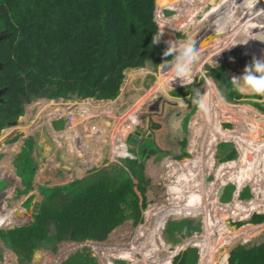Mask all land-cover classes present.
Instances as JSON below:
<instances>
[{"label":"trees","instance_id":"16d2710c","mask_svg":"<svg viewBox=\"0 0 264 264\" xmlns=\"http://www.w3.org/2000/svg\"><path fill=\"white\" fill-rule=\"evenodd\" d=\"M158 1L160 6L167 5L170 8H177V11L171 16L173 20L171 26L176 30L181 28L182 21L180 1H182L181 8L184 17V27L186 28L189 27L190 23L197 24L196 20L202 15L204 7L207 6L204 5L206 1L213 5L206 13L207 15L198 22V27H196L195 31H188V35L192 32L191 40L199 36H210V43L206 48L204 50H202L203 48L198 49L201 57L207 56L209 59H214L212 61H217L216 59L220 56L218 52L226 48L227 43L229 46L238 44L240 42L237 41L239 38L245 39L243 37H246L251 42L264 41V29L259 28L258 22L253 27V24H249L246 28L245 26L243 27L245 30L241 29V23L245 20V16L240 15L239 18L241 20H238L236 25L233 24L234 26L232 25L228 28L231 32L226 41L223 35L218 32L217 14L215 20V14L211 13L217 10L216 6L218 4L216 0H197L198 3L203 4L201 8L196 5L197 11L192 0ZM221 1L226 2V0ZM242 1L230 0L231 3L236 4L234 11L238 9ZM246 2L248 5L243 11L252 8L258 17H255V20L261 18L264 25V0H259L258 4L252 3V0H246ZM189 3L192 5L191 8ZM156 11V0H0V33L5 30L8 34V37L0 41V62L3 63V70L0 71V76L2 79H9V83L13 87L11 88L13 93L24 90L21 87L22 82L26 78L30 89L36 93L48 84L54 85L55 88L49 94L52 98H70L71 94L75 93H78L83 98H114L119 94L125 77L124 72H126L128 82L136 78H143L149 72H153V70L138 67L145 66L147 61H152L157 66L163 59L162 53L166 50L165 43L160 41L158 45L151 46L153 35L159 31V24L155 17ZM186 12L190 15H187ZM240 13L238 12V14ZM235 17L237 18V15ZM161 27L163 30L165 24H162ZM211 29L212 31H210ZM199 40L202 42L204 39L200 38ZM168 41L177 46V40L167 38ZM206 43H208V40ZM202 45V47H205L204 43ZM198 47H201V44ZM245 48H247L246 44ZM245 48L239 51L249 52V49ZM259 57L264 58L263 56ZM168 59H171V57ZM216 65H213L214 67L207 66L209 74L220 82V86L224 84L228 87L230 100L238 101L241 99L242 96L234 90L230 81L231 78L227 74L224 65ZM235 73V70L230 71L231 76L236 75ZM160 76L162 82H165L164 79L169 82L173 77V72L168 73L167 68H164ZM206 85L207 90L203 97L206 110L199 109L198 113L193 116L191 125L197 128H199V125L206 127L209 119L213 122L212 126H215L214 132L209 137L210 140L206 151L207 164L213 170V156L217 141L234 138V143H238V148L242 151L245 148L242 140L250 142V134L255 130L252 129L254 126L250 125L248 130H252L251 133L248 136L244 133L245 136L243 137L238 130L239 124H237V130L236 128L221 127L222 123L219 122L223 121L224 113L229 110L228 108H238V106L229 104L222 98L217 100V97H214L215 90L212 84L209 82ZM162 87L164 88L162 89ZM165 87L169 88L170 86L164 83L153 85L151 89L144 87V92L135 94L131 107L136 110L148 99L153 98L157 91L166 90ZM123 90L124 92L128 91L127 85L123 87ZM178 90L174 95L184 97L194 91V84H187L185 87H179ZM80 101H82V106L91 104L92 107L105 108L104 113H115L113 111V102H108L109 104L106 102L93 103L91 100L78 99L76 103L80 104ZM217 101H220L219 106L216 104ZM12 102L18 108L19 102L16 100ZM184 104L185 101L183 104L179 103V101L177 103V105ZM252 104L264 110L259 102ZM166 105L167 101L165 99H159L143 105V112L150 114L151 125L148 129L152 138L147 141V145L150 147L144 149V154L147 156L138 160V164L136 161L127 163L130 172L135 175L136 182L124 168L123 171L121 168L120 173L114 174L108 173L106 170L99 171L94 174L92 181L87 178L80 185L74 182L72 198L66 204H63L62 207L59 206L61 208L43 205L35 215V221L28 225L20 224L23 221L19 222L18 217L24 215L22 214V209L18 210L17 208L4 205L2 210L9 207V213H15L7 216L8 218H5L3 223L0 224V227L2 225L4 227H13L6 230L0 229V237L13 247L18 255L20 264H29L35 250L39 246L43 244L50 246V243L60 241L64 236L70 235L73 241L78 242L86 239L106 240L110 232L125 220L133 219L135 224H137L141 220L142 209L151 198V194H149L152 183V177L149 175L151 164L148 161L150 158L167 163L169 168L177 164L185 168L180 169L183 173L181 179L186 181V183L191 182V184L186 185L185 188H183L182 182L169 184V192H173L176 195L160 219L159 212L158 217H154V213L151 210L146 212L147 222L137 229V240L143 244L144 247L142 249L147 255H140L142 259H137L136 254H131V257L129 255L126 256L132 264H143V261L146 264H186L185 258L183 260L182 257L180 260L175 259L181 256L187 245L201 246L202 254H200L201 258L198 259V262L201 260L200 264H212L215 260L216 264H220L225 254V251L220 252V250L229 244L231 247L225 254L221 264H264V213L258 212H254L251 218L245 221L234 220L229 217L220 218L217 230H199L200 233L196 232L193 237L187 238L184 244L174 247L173 260L169 256H165V258L161 256L162 254L168 255V252L164 254L162 248L164 222L170 215L175 213L182 215V212H186L181 208L182 206L187 205L190 209H193L190 212L194 216H201L204 219L209 211L210 218L214 217L216 220L221 214L225 213H231L235 216L241 215V217L246 218L254 209L264 211V176L249 172L246 174L240 173L246 172V169L254 170L256 166L254 161L248 160L250 151H242L237 158V166L235 167H242L243 169H238L239 171L237 170L236 173L232 174L230 179L235 181L234 184L237 190L241 188L240 183L244 181L250 183L246 186H244L246 183H243L242 186L249 187L251 193L256 197L250 199L246 205L244 204L246 208L240 212L237 211V209H240L237 202V193L235 198H233V191L230 199L225 201L226 203H220L218 201L219 195L216 194L222 183L226 181L224 175L226 173L225 167L227 166V164L220 163L219 167L214 169L217 172L218 182H215L209 191L212 206L210 205L207 209L206 206L203 208L201 200L205 185L203 187L200 174L199 177L191 171V168L186 167L190 161L180 163L170 158V147L164 140L166 121L163 118L167 111ZM239 107L235 109V113L239 117L244 114V109L249 108L252 111H256L255 108L250 106L246 108L243 106ZM184 108L188 109V105L184 106ZM125 111H120V113ZM12 113L10 109L5 108L4 104H0V129L8 124ZM120 118L123 119L122 116ZM234 120L238 121V119ZM173 123L175 126L178 124L177 120L172 121ZM137 125L140 131L146 129V124L142 122L141 118L137 119ZM15 129L5 130L4 134L8 135ZM185 143L186 140L180 141L182 145H185ZM260 143L261 145L257 150H259V154H262L261 162H264V141ZM2 150L6 151L5 145H3ZM193 152L195 153V149H193ZM253 154L256 157V161H258L256 154L254 152ZM184 170H186L185 173L183 172ZM261 171V174H264V168ZM137 185H139L138 188ZM190 185L191 189H189ZM138 191H140L141 195H139ZM190 200H193V202L189 203ZM196 204L199 207L194 209ZM3 213L4 211L1 212L0 216ZM52 220L56 221L58 232L53 239L47 235L48 224ZM248 225L258 228L243 237L238 243L233 244L232 242L241 237L242 230ZM216 241V246H214ZM52 248L54 251L57 250V247ZM133 252L137 251L133 249ZM118 253L124 254V252ZM71 256L65 260V264ZM153 256L157 258L156 261H153ZM10 260L17 264L15 256L11 255ZM105 264H110V259Z\"/></svg>","mask_w":264,"mask_h":264},{"label":"rangeland","instance_id":"374dc122","mask_svg":"<svg viewBox=\"0 0 264 264\" xmlns=\"http://www.w3.org/2000/svg\"><path fill=\"white\" fill-rule=\"evenodd\" d=\"M193 1V0H192ZM217 1V10L213 11L211 13L215 14V20H216V14L218 17V20H216L219 24V30L218 32L220 34L223 35V38L227 41V37L229 35V33L231 31L228 30V28H230L233 24L236 25V22L238 20H241L239 18L240 16H245V20L242 21L241 23V29H243V27L245 26V28L249 25V24H253L252 27L254 25H257L259 23V28H263L264 29V25H263V21L262 19H258L255 20V17H257L256 12H254V10L252 8H248L247 10L243 11V9L245 7H247L248 3L246 2V0H243L242 3L238 6V9L236 11H234V6L236 4H233L230 2V0H226V2H222L221 0H216ZM157 2V11L156 13L159 11V9H162L164 6H160V3L158 0H156ZM182 1H180V12H181V17H182V21H181V28L180 29H175L172 30L173 27L172 22H168L167 23V31L164 32L165 34V38L167 41L168 39H175L177 40V46H183L186 42H192L195 44L196 48H203L202 50H204V48H206V46L210 43H205V42H201V47L197 46V42L199 41L200 38H205L202 36H199L193 40H191V33L190 35H188V31H195L196 27H198V22L204 18L205 15H207L206 13L211 9L210 7L213 6L212 4H209L207 1L205 2L207 5L206 7H204V11L202 13L201 16H199V18L196 20L197 24H193L190 23L189 27L186 28L184 27V17L182 14ZM195 2L197 3L196 5L201 8V6L203 4L198 3L197 0H195ZM187 3V2H186ZM190 5V3H189ZM188 5V8H189ZM195 5V6H196ZM167 6V5H166ZM197 6H196V11H197ZM190 9V8H189ZM192 10V9H191ZM242 10V11H241ZM238 12H241L240 14H238ZM187 15H190L188 12H186ZM166 15L168 16H172L173 15V11L171 10H166ZM235 15H237V18L235 17ZM259 15V13H258ZM156 17V15H155ZM232 17V19H231ZM231 19V20H229ZM255 20V21H254ZM258 22V23H257ZM248 23V24H247ZM233 25V26H234ZM245 30V29H243ZM212 31V29L210 30ZM240 31V29H239ZM159 32V31H158ZM164 35H162L163 37ZM209 36V35H208ZM210 37V36H209ZM245 39H241L239 38L237 41H240L238 44L229 46L227 43L226 48H224L223 50H220L218 53L220 56H218V59H216L217 61H212L214 59H209V57L207 56H203L201 57V55H199V60L196 62V64L194 65V79L192 82H190L189 84H194V88L197 87L196 89L199 90V92L201 94H203V97L206 94V90H207V85L206 83H211L214 90H215V98L217 97V100H220V98H222L224 101H226L227 103L231 104V102H236V105L238 106V108H240L239 106H243V107H252V108H256L255 105L251 104L254 103L253 100H247V99H243L245 97H242L240 100L238 101H232L229 99L228 94L230 92V90L228 89V87L224 84H221L220 86V82L217 81L216 78L212 77L209 74L208 71V67L207 66H211L214 67L213 65H224L227 74L230 76V78H232L233 76H231L230 71L231 70H235L236 71V76L241 75L243 73V69L244 67L249 64L252 61V58L255 56L257 58H262L259 56H263L264 57V41H258V42H251L248 40V38L243 37ZM162 40V39H161ZM164 41V40H163ZM246 42V43H245ZM166 43V42H165ZM204 43L205 47H202ZM230 43V42H229ZM233 43V42H231ZM245 44L247 45V48H245ZM165 48H167V43L165 44ZM200 46V45H199ZM245 48V49H249V52H240L239 50ZM203 53V52H202ZM248 54V55H246ZM172 59V58H171ZM171 59H169V62L171 61ZM152 62V61H151ZM213 62V63H212ZM163 63V59L158 63L157 65V71L156 74H158V76L160 77V80H162L160 74L162 71H164V66H162L161 64ZM216 65V66H217ZM215 66V67H216ZM142 68L147 69L148 67L145 65ZM168 73L172 72V70L170 68H167ZM242 71V72H241ZM201 73H205L206 75L203 76V78H201ZM125 75V80L123 79L124 82H122L123 87L125 85H127V88L129 89V91L127 92L126 98H127V102L124 104V107L121 110H127L125 112H117V113H113V112H106L109 114H102L100 116V118L103 121H108L111 120V123L108 124L107 127V134L108 136H111L115 141L117 139V136L119 137L120 134H118V131L121 132L122 136L125 137L127 135V133L132 132L133 129H135V125L137 126L136 129L138 128L137 125V119L141 118L142 122H144L146 124V129H142L141 130V134L139 138V141H137L136 147L135 149H131L129 147H134V145L132 143H129L131 139V136L128 139V142L125 143L124 148H122V155L123 157H125L127 163H134L136 161V163L138 164L139 161L142 158H145L147 155L144 154V149H148L150 146L147 145V141L149 139H151L152 137L149 135V129L148 127L151 125V121H150V114L148 112H143V105L148 103V102H152V101H156L159 99H165L167 101V105H166V114L165 117L163 119H165V128H164V140L166 142V144L170 147V152L169 155L171 159H174L180 163H185L190 161L189 165H187V168H191V171H193L194 173H196V175L201 176L202 181L201 183L203 184V187L205 185L204 191L202 193V200H201V205L206 206V209L211 205L212 206V199H211V195H209V191L212 189V187L214 186L215 182H218L217 180V172L214 171V169H217V167H219V164H227V166L225 167V175H224V179H226L225 182L222 183V185L219 187L217 194L219 195L218 201H220V203L224 204L225 201L230 199L231 196V192L233 191V198H235V195L237 193L240 194L239 196H237L238 198V206L240 207V209H237L238 212H240L241 210H244L246 208V204L249 202V200L251 199V197L253 196V194H251V191L249 190V187H243V183H246L245 181L243 183H240L241 188L240 189H236L235 188V184H234V180H231V175L236 173L238 169L242 170V167L236 168L235 165L237 164V158L241 155L242 151H250L248 158H253L254 154L253 152H256V143L260 142V141H264V110L262 109H256V111H252L249 108L244 109V114L241 115V117L237 116L235 113V109L238 108H234V107H229L228 111L226 113H224V118L222 119L223 121H220L219 123H222L221 127L224 128H228V129H234L236 128L237 130V124H239L240 126L238 127V130L241 132L240 134L244 137L246 133L247 136L249 133H251V131H249L248 128L250 125L254 126L252 129L255 130L253 133H251L250 137V142H245L242 140V144L243 146H245L244 149H242V151L238 148V143H234V138L233 139H225V140H221V141H217L216 145H215V152H214V161H213V170L210 168V166L207 164V160L208 157L206 156V151H207V146L209 143V137H211L212 132H214V127L212 126V121H210L208 119V124L205 127L204 125L200 126L199 128L194 127L193 125H191V121L193 119V116L195 114L198 113L199 108L194 105L192 103V97H194L196 95V92L192 91L190 94H187L186 96H184L182 99L185 101L184 106L188 105V109L184 108L186 111L189 112V118L185 119V122H183V126L185 129L184 134L181 135V139L182 140H186L185 145L180 144L181 147H177L174 148L172 146H175L173 144H175V142L170 141V139L173 137L175 139L178 138V134H179V130L178 128H174L171 129V122L173 120V118H175V115L172 114V112L170 113V109H173L174 107H178L179 109H182V106H177L178 100L176 99V97H182V96H176L174 95V93H177L179 90V84L177 83H173V87L170 84V81L167 82L166 79L165 83L169 84V88H166V90H162V91H157V94L153 96V98L147 100L146 102H144L142 105H140L136 110H134L131 107L132 104V100L135 98V94L136 93H142L144 92L143 89L145 88H150L153 86L154 83L158 82L157 80V76H152L151 72L146 74L143 78H136L133 79L132 81H127V76H126V72H124ZM158 77V78H159ZM121 84V86H122ZM49 85V84H48ZM131 88V89H130ZM164 87H162L163 89ZM174 88V89H173ZM51 92V91H50ZM122 93L124 94V90L122 91ZM122 93L119 94V96L115 97V100L113 101V106L117 105V103H119L118 99L122 96ZM168 95H167V94ZM257 102H259L261 104V107L264 108V97H258V99L256 98ZM169 102V103H168ZM105 103V102H102ZM112 103V102H111ZM180 103V102H179ZM187 103V105H186ZM220 101H217V105L219 106ZM109 104V103H107ZM115 104V105H114ZM234 105V104H232ZM91 104L87 105L86 107H90ZM58 110H60L58 108ZM142 112V113H141ZM174 113V112H173ZM80 115V114H79ZM78 115V116H79ZM115 116V117H112ZM123 117V119H119V117ZM259 118H261V120H259ZM82 118L79 117L78 120H81ZM135 119V121H134ZM234 119H238V121H235ZM22 120L27 121L26 119H21L20 122H22ZM250 120V121H249ZM261 121V122H260ZM205 122V120H204ZM169 125H168V124ZM166 124H167V128H166ZM216 125V123H214ZM56 127H61L62 123L61 122H55ZM229 125V126H227ZM120 127V128H119ZM7 129V128H5ZM140 129V128H139ZM134 132V131H133ZM132 132V133H133ZM148 132V135H147ZM84 139V137H82ZM197 141V142H196ZM241 141V140H239ZM28 144L25 146V148L22 150L21 152V156L27 157L28 159L32 156L31 155V151L33 150V145H32V141H28ZM109 143V142H108ZM111 144V142L109 143ZM65 148H69V145L67 144V146ZM3 149V146L0 144V150ZM193 149H195V153L193 152ZM192 151V154L191 152ZM107 151H105L106 153ZM181 154V155H180ZM188 154V156H186ZM264 154V151H263ZM260 157H262V154H259ZM256 158V157H255ZM30 163H34V159L31 158L29 159ZM149 163L151 164V169L149 171V175L152 177V183H151V187L149 190V194H151V198L150 200H148V205L145 209H143V213H142V220H140L136 225L132 224V220H129L123 225V227L118 229V233H115L116 235H119L122 230H124V233L126 234L125 237H127L128 235H132V237L130 238V242H132L134 244L133 248H135V251L137 252H133L132 251H125L124 254H119V253H115L112 254L111 256H108L106 258L110 259V262H112L113 264H132V262H130V260L128 258H126V256H130L131 254H136L137 255V259H142L143 254L144 253V249H142L144 246H142L141 243L138 242L137 237H134L133 235L136 233L135 230H137L140 227V224H145V221L147 219V214L146 212L148 210H151V212L154 213V217H158V212L160 213L159 215V219L162 216V214L164 212H166V209L168 208L167 206L170 204V202H172L174 200V196L176 195L173 192H169V184H175V183H179L182 182L183 188H185L186 185L191 184V182L186 183V181H183L182 178V170L180 169H185L180 167L178 164L173 166L172 168H169L167 163H163V161H157L155 158H150V160H148ZM256 166L254 168V170H248L246 169V172H240L243 174H246L247 172L253 174H259L260 176H264V174H261V170L264 168V162H261L259 165H257V161L255 160ZM102 164V163H101ZM121 166V165H120ZM102 168V165L99 166V169ZM187 170V169H186ZM186 170H184L183 172L185 173ZM239 171V170H238ZM199 176V177H200ZM195 178V176H194ZM227 178H229V180H227ZM250 184V183H247ZM139 185H137L138 188ZM238 186V185H237ZM69 189H74L73 184H70ZM189 189H191V185L189 187ZM196 189V188H195ZM50 188L46 189H42V191H49ZM140 191H138L139 193ZM187 194V193H186ZM139 195H141L139 193ZM221 195V197H220ZM141 197V196H140ZM218 197V196H217ZM221 198V199H220ZM193 200H190L189 203H192ZM226 203V202H225ZM29 202L28 204L25 205V207L29 206ZM245 204V205H244ZM260 205V204H258ZM62 207V206H61ZM61 207H56V208H61ZM199 207V205H194V209ZM184 211L186 212H182L184 216H181L179 213H175L174 215H170L166 221L164 222V227L162 228V235L164 233V236L167 240L171 241L173 244H177L182 242L183 238H189V237H193V235L197 232L200 233V231L202 230H217L219 227V219L220 218H232L234 220H239V221H245L250 219V217H241V215H232L231 213H225V214H221L220 217H218V220H216V218H210V214L209 211L206 214V217L204 219V217L201 216H194L190 211L193 209H190L187 205L182 206L181 207ZM202 208V210H203ZM216 208V207H215ZM9 207L5 208L4 213L2 216H0V224L3 223L5 218H8L7 216H9L12 213L15 212H11L9 213L8 211ZM18 209V208H17ZM212 209V208H211ZM20 210V209H18ZM161 210H163L162 212H160ZM252 212H260L259 209H254L252 210ZM260 213H264L263 210H261ZM186 215V216H185ZM205 220V221H204ZM125 222V221H124ZM22 225H28L26 222H22L20 223ZM264 224V223H263ZM50 225V223H49ZM56 227V221H55V226ZM138 227V228H137ZM248 227V231L243 232V230L245 228ZM252 227V228H251ZM204 228V229H203ZM258 227H254L252 225H248L246 227H244V229L242 230L241 233V237L238 238L237 240H234L232 243L236 244L238 243L243 237L249 235L250 233L254 232L255 230H257ZM55 228H53L52 230H49L50 232H54ZM137 234V233H136ZM52 234L50 233V236ZM113 236V235H112ZM111 236V237H112ZM110 237V238H111ZM52 238L53 237H49ZM147 241V240H144ZM82 242V241H79ZM125 243L124 241H122V244ZM217 241L215 242L216 246ZM108 244V242L106 243ZM110 244V243H109ZM51 246L53 247H57V251L53 252L52 250H45L43 249L42 246H39L38 249H36V251L34 252L33 258L31 260V262L29 264H60L61 261H65L68 259V257L70 255H72L70 257V259L67 261L66 264H105L108 262V259L105 260V258H102L103 254H100L96 259V256L91 257V255H93V252L91 251L90 247H86V246H82L79 245L76 242L71 243L70 241H68V238H66V240H62V241H53L52 243H50ZM176 246V245H175ZM230 244L227 247H224L220 250V252H227V250H229ZM83 248V252L81 253H77L79 249ZM98 248V245H94L93 249ZM166 252H168V255L165 256H169L171 258V260H173V253H172V245L169 246L166 250ZM8 254L13 255L16 257L15 253L10 249V252H6V250L4 249V251L2 252V256L5 255L3 261H2V256L0 257V262L7 264L6 263V259H9ZM198 254H202V249L201 246L196 245L195 247H187V249L185 251L182 252L181 256L179 258H176L175 260H180L182 257V260L185 258L186 260V264H200L201 260L198 262ZM142 255V256H140ZM147 255V254H146ZM152 256V255H151ZM163 256V255H162ZM225 256L222 257V259ZM6 258V259H5ZM197 258V261H196ZM156 257L153 256V261H156ZM221 259L220 264L223 263V260ZM196 261V263H195ZM10 264H15L14 261L9 260ZM18 264V263H17ZM143 264H146L145 261H143ZM212 264H216V260L212 263Z\"/></svg>","mask_w":264,"mask_h":264},{"label":"crops","instance_id":"0c3cea01","mask_svg":"<svg viewBox=\"0 0 264 264\" xmlns=\"http://www.w3.org/2000/svg\"><path fill=\"white\" fill-rule=\"evenodd\" d=\"M168 8L173 11V13L177 11V8ZM127 92L128 91H125L124 94L122 93V96L118 99L119 103H117V105L114 104L113 111L115 113L125 111L121 109L127 102ZM49 94L50 92L48 93V97H50ZM243 99L257 102L255 101L256 98L252 99L250 97H245ZM40 101L41 103L38 106L32 108H30V106L28 107L27 104L28 109L20 106L16 108L10 119L14 120L18 118V121L20 122L21 119L27 118V121L22 120L21 124L19 123L18 125H13L11 127L16 128L14 133L17 130L19 133H13L14 135L11 134L12 136H8L12 137L8 143H4L0 140L2 146L5 145L6 150H0V177H6L9 185L6 192L0 197V214L4 205L18 208L20 210L22 209V214L24 215H21L18 219L19 222L26 221L27 224H32L35 221V215L43 205L46 204L59 207L66 204V202L72 198L73 191V189H69L68 186L74 182H77V185H80L84 183L87 178L92 181L94 174L99 171L106 170L108 173L114 174L120 173L119 171H121V168L122 171L124 168L126 172L130 173L132 178L135 176L130 172L127 161L121 152L125 143L128 142L130 132L123 137L121 132L118 131L120 136H117L115 141L107 134V127L108 124L111 123V120L105 122L100 117H95L93 119L100 125L99 130L90 132L89 125L87 123L81 124L82 122L77 126L76 130H74L73 125H70L66 121V112H64V118L58 119L54 115L58 108L56 101L51 100L52 102H47L44 99H40ZM231 104H236V102H231ZM177 106H182V109H179L178 107L170 109V113L173 110L174 113L172 112V114L175 115V118H173L172 121L178 120L182 114H185V118L187 119L189 112L183 108V105ZM255 109H257V106ZM101 111H105V108L101 109ZM172 121L170 122L172 123ZM55 122H61L62 126L56 127ZM136 127L137 126L135 125L133 131L139 130L138 128L136 129ZM82 137H84V139ZM26 138L28 140H25ZM171 139H173V137ZM29 140L32 141L33 145V150L31 151L32 156L29 158L34 159L33 164L30 163L28 156H21L23 145L25 144V147ZM137 141H139V139ZM108 142H111V144ZM129 143H131V141ZM67 144L69 145V148H65ZM136 144H133L134 147L129 148L135 149ZM105 151L107 152L105 153ZM190 152L192 153V151ZM101 165L102 168L99 169V166ZM134 181L136 182L135 178ZM44 188H50V190L43 192L42 189ZM28 202L30 203L29 206L25 207ZM35 208H38L36 212H34ZM129 220L130 219H127L125 222L116 226L110 232L106 240L98 241L94 239H86L82 242H78L71 239L72 242H70H76L79 245L90 247L93 252L91 257L96 256V259H99L98 256L103 254L102 258L106 259V257L118 253L116 247H118L120 243L122 244V241L128 237H125L126 234L124 233V230H122L119 235H116L115 233H118V229L123 227L125 223L127 225ZM133 221L134 220H132V224ZM49 223L50 225L48 224L47 235L48 237H54L58 234L57 229L52 224V221ZM3 228L9 227H4L2 225L0 229ZM53 228H55L54 232H50L49 230H52ZM50 233L52 234L51 236ZM68 237L71 238V236ZM68 237L64 236L60 241L66 240ZM162 238V248L165 254L168 248L167 245H169V243L173 245V243L165 238L164 233ZM107 242L108 244H106ZM95 243H97L98 248L93 249ZM41 246L45 250H52L55 252L51 245L47 246L46 244H43ZM4 249L6 252H10L11 249L17 257L15 258L16 263L20 264L18 255L13 247L7 244L5 239L0 237V257L2 256ZM83 250L84 249L81 248L77 250V253H82ZM173 252L174 246H172V253ZM198 256V259H200V254H198ZM4 257L5 255L2 256V261ZM8 257L9 259L5 258L6 263L10 264L9 260L11 255L8 254ZM162 257L165 258V255ZM0 264L4 263L0 262ZM110 264L113 263L110 262Z\"/></svg>","mask_w":264,"mask_h":264},{"label":"clouds","instance_id":"9594fccd","mask_svg":"<svg viewBox=\"0 0 264 264\" xmlns=\"http://www.w3.org/2000/svg\"><path fill=\"white\" fill-rule=\"evenodd\" d=\"M252 3L258 4L259 0H252ZM162 35L163 32L155 33L152 37L151 46L158 45L160 43ZM167 43H168V47L162 53L163 63L161 65L166 68H170L172 70L173 77L170 81L172 87H173V83H178L179 86L185 87L194 79V65L199 60L198 49L196 48L195 44L192 42H186L183 46H179V47L174 45L171 41H168ZM169 57L172 58L170 62L168 59ZM204 75L206 74L201 73V78H203ZM230 81L232 82L234 90L237 91L242 97H250L252 99L258 97H264V58H257L254 56L252 58V61L244 67L243 73L238 76L234 75ZM195 92L196 95L192 97V103L196 105L199 109L206 110V104L203 98V94H201L197 89L195 90ZM60 98H64V97H57V99ZM50 99L52 100L53 98L51 97ZM64 99L69 100L70 98H64ZM93 99L96 98H92V100ZM176 99L181 104L184 103V100L181 97H176ZM97 100H101V99H97ZM12 126L7 124L6 126L0 129V134L3 133V135H5L4 131L10 129ZM13 133L14 131H12L10 134L5 136H12L15 133H19V131L17 130L15 131L14 134ZM147 205L143 209H145ZM143 209H142V213H143ZM3 229H8V228H3ZM185 241L186 238H183L182 242L173 244V246L178 247L180 244H184ZM189 246L195 247L196 245H187L185 247V250ZM226 253L227 252H225V254ZM222 260H224V258Z\"/></svg>","mask_w":264,"mask_h":264},{"label":"built area","instance_id":"2783aa9c","mask_svg":"<svg viewBox=\"0 0 264 264\" xmlns=\"http://www.w3.org/2000/svg\"><path fill=\"white\" fill-rule=\"evenodd\" d=\"M193 1H194V6H195L197 3L195 2V0H193ZM191 7H192V5L190 4V8ZM166 10H170L168 8V6H164L162 9H159V11L156 13V20H157V22L159 24V32H163V35H164L163 37H161L162 40H160V41L161 42H164V43L165 42L167 43L166 38H165V34H164V32L167 31V23L168 22H172L173 23V20H172L171 16H168L167 17ZM162 24H165V28L163 30H162V27H161ZM172 30H175V28H173ZM208 37L209 36L207 35L203 39H206V38L208 39ZM167 46H168V43H167ZM52 100L53 101H56V103L59 104L58 105V108L60 109V110H58V108H57V110L54 113V115L58 119H60V118H64V112H66L67 113V115L65 116L66 121L70 125H73L74 130H76L77 126L80 125L81 122H82L81 124L87 123L89 125V128H90L89 131L90 132H93L95 130H99L100 129V125L98 124V122H95L93 119L95 117H100L102 114H109V113H104L103 111H101V109H103V108L92 107V106H90V107L87 108L86 106H82L81 104L76 103V100H78V99H74L72 97H70L69 100H66L64 98H60V99L53 98ZM79 100H89V99L83 98V99H79ZM91 102H93V103H100V102H106V101L93 99V100H91ZM79 117H81L82 119L81 120H78ZM112 117H115V116H112ZM134 121H135V119H134ZM133 133L130 132L129 133V136L132 135ZM260 142H262V141H260ZM260 142H257L256 143V141H255V144H257V145L255 146L256 147V152H254V153L256 154L257 159H258L257 165H259L260 162H261V160H262V157L259 156V150H257L259 148V146L261 145ZM248 160L249 161L252 160V161L255 162L256 158H255V156H253V158H251V159L248 158ZM235 166H237V164ZM246 185H247V183L244 186H246ZM239 195L240 194H238L237 196H239ZM255 197L256 196L253 195L251 197V199L252 198H255ZM260 212H258V213H260ZM252 214H253V212L251 211V213L249 214L248 217L251 218ZM146 222H147V219L145 221V224H146ZM145 224H140V226L145 225ZM135 232L137 233V230H135ZM136 233L133 235L134 237H137V234ZM131 237H132V235H128V237L123 240L125 243H123V244L120 243V245L118 247H116L117 250H118V252H125L127 250L128 251H132L133 249H135V248H133L134 244L129 241ZM138 242H139V240H138ZM94 245H97V243H95ZM142 246H143V244H142Z\"/></svg>","mask_w":264,"mask_h":264},{"label":"water","instance_id":"95a60500","mask_svg":"<svg viewBox=\"0 0 264 264\" xmlns=\"http://www.w3.org/2000/svg\"><path fill=\"white\" fill-rule=\"evenodd\" d=\"M6 37V34H5V32H4V30L0 33V41L3 39V38H5ZM207 40H208V43H209V37H208V39L206 38V39H204V41L203 42H207ZM148 68H150V69H152L153 70V72H151V75L152 76H158V74H156V71H157V67L151 62V61H147L146 62V64H145ZM0 68H1V65H0ZM138 68H142V67H138ZM150 73V72H149ZM124 80H125V77H124ZM157 80L160 82V79H158V77H157ZM124 82V81H123ZM55 88V86L54 85H47L41 92H40V95H36L34 92H31L30 91V88H29V85H28V94L31 96V98L34 100V101H37L38 99L40 100V99H44V100H47V102H51V99H49V97H48V93L52 90V89H54ZM122 91H123V84H122V86L120 87V91H119V94H121L122 93ZM119 94L117 95V96H119ZM71 97L72 98H74V99H83V97L82 96H80L78 93H75V94H71ZM181 98H183V97H181ZM86 99H89V100H92V97H89V98H86ZM102 101H106V102H113L114 100H115V97L114 98H111V99H101ZM185 114H182L179 118H178V120H177V122H178V124L175 126L174 125V123H173V126H174V128L176 129V128H178V130H179V134H178V138L177 139H175V138H173V139H170V141H173V142H175V144H173V145H175V146H172V147H174V148H179V147H181L180 146V141L182 140L181 139V135L182 134H184V132H185V129H184V126H183V122H185ZM19 123V121L18 120H13V121H10V122H8V124L10 125V126H12V125H17ZM140 135H141V131L140 130H136L133 134H132V136H131V139H130V141H131V143L132 144H136V142H137V140L140 138ZM0 137H4L3 136V133H1L0 134ZM2 142H0V144H1ZM189 170V169H188ZM190 171V170H189ZM188 172V171H187ZM191 172V171H190ZM193 172V171H192ZM8 187H9V185H8V180H6V177H4V176H1L0 177V197L4 194V192H6V189H8ZM220 197H221V195H220ZM38 210V208H35L34 209V212H36ZM52 224L55 226V221H53L52 222ZM252 228V227H251ZM246 231H248V227L247 228H245L244 230H243V232H246ZM68 240L69 241H71L72 242V240H71V238L70 237H68ZM172 244H170L169 243V245H167L168 247L169 246H171ZM173 246V245H172ZM230 249V248H229ZM228 251V250H227ZM60 264H65V261H61V263Z\"/></svg>","mask_w":264,"mask_h":264},{"label":"flooded vegetation","instance_id":"af4514ba","mask_svg":"<svg viewBox=\"0 0 264 264\" xmlns=\"http://www.w3.org/2000/svg\"><path fill=\"white\" fill-rule=\"evenodd\" d=\"M4 32L6 34V37H8V34L6 33L5 30H4ZM0 65H1V68H0V71H1V70H3V63L0 62ZM28 85H29L28 79L25 78L24 81L22 82V87H21V89H24V90L23 91H18L17 93H13L11 91V88H13V87H11V84L9 83V79L8 78L2 79L1 76H0V104H4L5 108L10 109L12 112L17 108L16 104H13V102H12L13 100H16V101L19 102L18 103V107L19 106L20 107H25L26 109H28L29 106H30V108L38 106L41 103V101L39 99L37 101H34L31 98V96L28 94ZM13 86H15V85H13ZM29 88H30V85H29ZM195 90H196V87L194 88V92H195ZM30 91L33 92L31 89H30ZM41 91H39L38 93H36V92H34V93L36 95H40ZM50 98L51 97H49V99ZM45 101H47V100H45ZM26 104L28 105V107H27ZM16 120H18V118H16ZM11 121H13V119ZM20 124H21V122H20ZM171 128L174 129V126H173L172 123H171ZM3 136L4 137H0V140H2L4 143H8L10 141V139L12 138V137H8V136H5V135H3ZM25 140H28V139L26 138ZM24 145H23V149L25 148ZM53 221H55V220H52V222ZM68 236H70V235H67V237Z\"/></svg>","mask_w":264,"mask_h":264},{"label":"bare ground","instance_id":"6f19581e","mask_svg":"<svg viewBox=\"0 0 264 264\" xmlns=\"http://www.w3.org/2000/svg\"><path fill=\"white\" fill-rule=\"evenodd\" d=\"M201 44V41L199 40L198 42H197V46H199ZM159 79H160V77H159ZM165 82H162V80H160V82L158 81L157 83H154L153 85H161V84H164ZM128 91H129V89H128ZM152 96V95H151ZM150 96V97H151ZM149 100V99H148ZM80 104H82V101H80Z\"/></svg>","mask_w":264,"mask_h":264}]
</instances>
